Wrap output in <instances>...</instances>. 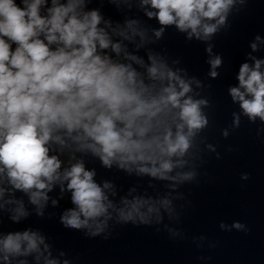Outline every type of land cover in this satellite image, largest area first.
<instances>
[{"label": "clouds", "instance_id": "obj_1", "mask_svg": "<svg viewBox=\"0 0 264 264\" xmlns=\"http://www.w3.org/2000/svg\"><path fill=\"white\" fill-rule=\"evenodd\" d=\"M133 2L0 0V264H73L39 228L4 231L5 217L16 225L33 214L51 219L56 213H46L49 202L59 208L65 196L71 206L59 213V223L88 238L107 240L114 225L129 224L184 238L165 220L180 222L190 204L180 189L199 183L205 153L220 158L204 135L211 126L205 110L213 104L201 93L211 85L190 76L180 59L170 65L166 52L146 45L174 28L186 41L205 45L207 76L216 80L224 58L212 41L230 30L229 18L250 0H139L147 19L159 25L151 29L155 40L139 19L119 22L103 14L105 3L120 10ZM248 47L237 83L227 89L239 112L221 130L225 139L242 117L264 124V57L255 55L264 50V37L255 35ZM85 157L105 170L148 178L154 191L133 186L121 194L114 181L97 180ZM219 228L249 231L239 221H221ZM206 239L193 242L202 247Z\"/></svg>", "mask_w": 264, "mask_h": 264}]
</instances>
